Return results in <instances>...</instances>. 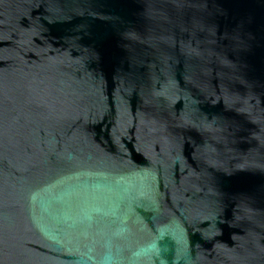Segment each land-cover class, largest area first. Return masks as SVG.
Instances as JSON below:
<instances>
[{"label": "water", "instance_id": "1", "mask_svg": "<svg viewBox=\"0 0 264 264\" xmlns=\"http://www.w3.org/2000/svg\"><path fill=\"white\" fill-rule=\"evenodd\" d=\"M0 264H264V0H0Z\"/></svg>", "mask_w": 264, "mask_h": 264}]
</instances>
